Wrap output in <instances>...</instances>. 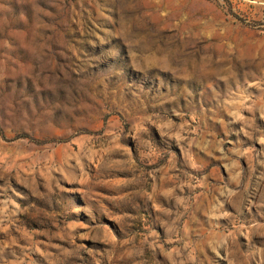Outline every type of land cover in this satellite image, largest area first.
Returning a JSON list of instances; mask_svg holds the SVG:
<instances>
[{"label": "rangeland", "instance_id": "rangeland-1", "mask_svg": "<svg viewBox=\"0 0 264 264\" xmlns=\"http://www.w3.org/2000/svg\"><path fill=\"white\" fill-rule=\"evenodd\" d=\"M0 264H264V0H0Z\"/></svg>", "mask_w": 264, "mask_h": 264}]
</instances>
